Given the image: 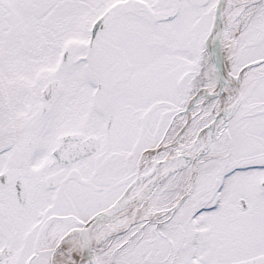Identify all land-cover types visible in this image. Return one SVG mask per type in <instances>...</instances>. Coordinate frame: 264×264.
Returning a JSON list of instances; mask_svg holds the SVG:
<instances>
[{"label": "snow or ice", "instance_id": "snow-or-ice-1", "mask_svg": "<svg viewBox=\"0 0 264 264\" xmlns=\"http://www.w3.org/2000/svg\"><path fill=\"white\" fill-rule=\"evenodd\" d=\"M0 264H264V0H0Z\"/></svg>", "mask_w": 264, "mask_h": 264}]
</instances>
